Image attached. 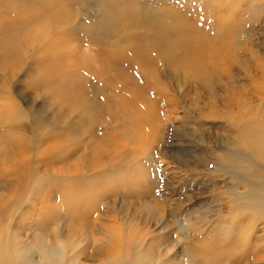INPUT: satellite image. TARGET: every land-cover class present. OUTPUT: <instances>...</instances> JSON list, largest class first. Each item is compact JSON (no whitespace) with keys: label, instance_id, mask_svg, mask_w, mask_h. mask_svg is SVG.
Masks as SVG:
<instances>
[{"label":"rangeland","instance_id":"obj_1","mask_svg":"<svg viewBox=\"0 0 264 264\" xmlns=\"http://www.w3.org/2000/svg\"><path fill=\"white\" fill-rule=\"evenodd\" d=\"M65 1L53 19H36L40 7L28 0H0V243L24 248L17 264L45 263L51 251L52 262L71 264L110 254L143 264H264L263 218L252 205L263 202L264 163L233 120L253 109L264 116V12L252 27L242 21L239 60L209 68L207 79H187L165 60L154 74L135 61L118 77L119 41L142 38L152 49L157 7L199 0H135L139 12L120 8L123 0ZM124 16L142 30L125 27ZM135 84L155 106L148 130L121 105ZM240 206L246 223L229 235ZM127 236L133 241L120 245Z\"/></svg>","mask_w":264,"mask_h":264},{"label":"bare ground","instance_id":"obj_2","mask_svg":"<svg viewBox=\"0 0 264 264\" xmlns=\"http://www.w3.org/2000/svg\"><path fill=\"white\" fill-rule=\"evenodd\" d=\"M56 1L57 0H28V2H30V4H31L30 7H32V8L36 7V6L40 7L38 10L36 9V13H35L36 19H37V17L39 19H42V18L43 19L44 18H52L53 19V16L51 14L52 9H54V8L56 9V8L60 7V10H56V11H59L57 14V15H59L62 11L65 10V8L63 9V7H67V4H69L65 0H63L65 3L62 2V4L60 2H56ZM63 3H64V5H63ZM60 4H61V6H60ZM115 5H117V7L119 5H121L120 8L124 7L126 9L133 6V7H135V10H137V12H139V7H138V4L135 0L130 1L129 3L127 0H123L122 2H120L119 5L118 4H115ZM243 5L244 6L246 5V7L242 8V10H241V7ZM194 6L196 7L195 10H193ZM157 8L158 9L156 11H159V12H157L158 14L153 15L151 17L152 18L151 20L154 23L152 28L155 30L154 40H153V43L151 46L152 49L149 48L146 41L142 38L139 39L138 44H136L135 39H132V41H131L132 43L128 47L121 43V42L124 43V41L121 40L118 42V45H120L124 49L123 50L117 49L111 57V64H113L112 67H115L116 74L118 75V77L123 75L124 71H128L130 66L135 61L141 62L143 65L152 68L153 70L151 72L153 74L155 73V68H156V66H158V64H159L158 62L160 60L172 62V63H174V66L176 69H178V70L181 69L185 72L187 79H191V78L195 79L194 77H197L198 80L202 79V78L207 79L209 77V74H208L209 68L215 69V68L221 67V69L227 70L229 68V66H232L234 61L239 60L238 56H240L242 51L245 50L244 44H242L243 40H241L242 38H240V35H241L240 32H241L242 25H243L242 21H245L246 23H248L249 27H252V25H254L253 23H255V22L258 23V21H260V18L262 17V13L264 12V0H199L198 3H193L192 8L190 7V5L178 7L174 4H172V5L166 4L165 6H162V7L160 6ZM114 10H116V9L114 8ZM116 11H118V10H116ZM54 12H55V10H54ZM112 12L113 11H111V13ZM126 13H129V12H126ZM114 14L117 16V13H114ZM109 15H111V14H109ZM126 15L128 16V14H126ZM62 17H63V15H62ZM136 17L138 18V16H136ZM161 17H162V19H161ZM124 18L127 19V17H125V16H124ZM130 18H129V20L128 19L126 20L127 23H125L126 24L125 27H127V25H129V26L132 25ZM122 19H123V17H122ZM128 21L131 24H128ZM55 22L56 21L51 20V23L47 24V26L50 27ZM136 23H138V22H136ZM136 23L134 22L135 25H136ZM114 24H115V22H114ZM134 24L132 25V27H134ZM139 25L141 26L142 24H139ZM119 26L120 25H117V23H116L115 27L117 28V30H119V28H118ZM136 26L139 27V28H136L138 30H140V28L143 27V26H141V27L138 26V24ZM115 27L112 28V30H114L113 32L116 33L117 35L121 34L119 32L117 33V30ZM122 27H124V26H122ZM125 29H124V31H125ZM246 29H247V27H246ZM131 30H132V28H131ZM124 31H120V32H124ZM127 49H129V52H132V53L128 54ZM123 53L125 54L124 60L116 59L115 56H117V58H118V56L122 55ZM102 68H104V67H102ZM109 68H111V67H109ZM109 71H111V70H109ZM125 79H126L125 77L120 78V80L123 83L125 82ZM197 79H195V80H197ZM157 83H158V81H157ZM138 85L139 84H137V85L135 84L132 87H130V89L124 91V94L121 95L122 102H123V103H121V105H123L127 109L129 108L131 110V112L133 113V115H135V119H134V121H132V122H134V125H137V127L139 126L142 128L143 127L147 128V126L149 127L151 124H154L153 122H154V116H155V112H154L155 106L153 104H150L149 102H147L148 99H147L146 93L143 94L142 90L139 87H136ZM161 87H163V85ZM73 88L74 87L71 86V89H73ZM165 88H163V89H165ZM161 89L162 88H160V90ZM241 104H245L247 107V104L245 101L242 102ZM230 110H228V111H230ZM245 110H247V109H245ZM253 110H254L253 115L246 114V113L240 114V115L235 116L233 120H234L235 124L240 128V137H241V141L244 143V147L248 150L250 148L251 151H253L254 153H257V155L256 154L255 155L258 156L259 160L261 159V162L263 160V163H264V116L259 115V111H258L259 109H253ZM131 116H132V114H131ZM138 130H139V128H138ZM147 130H148V128H147ZM137 134L138 133L135 132L134 137ZM256 134H259L260 138L251 139L252 136H255ZM229 156L230 155H226L225 158L229 159L230 158ZM247 156L250 157V155H247ZM258 164H260V163H258ZM261 188L263 189L264 187H261ZM252 205L255 206V208H256V213H255L256 217L257 218L258 217L263 218L262 222L264 223V195H263V202L253 203ZM247 206L248 205H246V207ZM243 207H244V205H243ZM243 207L240 206V209L237 210V211H240L239 215L237 217L241 221L238 222L237 229L236 228H235L236 230L233 229L234 232L233 231H232V233L227 232L229 235L232 234V235L236 236L238 233V230H239L238 228L243 227L245 225L247 219L244 218L246 216V214H244ZM158 210H161L160 207L158 208ZM241 210L243 211V214H241ZM249 210H251V209H249ZM249 210H248V212H250ZM237 211L235 213H237ZM251 212H253V211H251ZM233 215H234V213H233ZM232 218H235V216H232ZM253 219H256V218L253 216ZM226 222L227 221L224 220V223H226ZM249 224L251 225V223H249ZM252 224H253V222H252ZM230 225L232 226V228L236 227L235 224H233V221H232V223H230ZM236 225H237V223H236ZM246 225L248 226V223ZM228 227L230 228V226H228ZM228 227L224 226L223 230H227L226 228H228ZM245 228H246V226H245ZM129 229L130 228H128V229L126 228L125 233H127L129 231ZM243 231H244V229H243ZM115 235L116 234H114V236L111 239L107 238L108 240L107 239L106 240L111 244L112 243L111 240L117 239V236H115ZM256 237H259V235ZM227 238H228V235L225 236V240H227ZM130 239H132L130 236H127L125 239L123 237H121L120 238V245L122 244V241L127 243V244H128V240L130 242H132L133 240H130ZM223 239L221 240V242L223 241ZM238 239H237V241H238ZM260 239H262V238L260 237ZM258 242H260V241H258ZM225 243H226V241H225ZM263 245H264V243H263ZM108 246H109V247H107L108 251H109V249L111 251L110 246H112V245H108ZM20 247H24V245L23 246L20 245L19 248ZM7 248H8V246L6 244L3 245L0 243V264H17V262L19 261L18 254H21L20 251L23 252L24 248L19 250L16 247L15 249H12L9 252H8ZM134 251H136V250H134ZM201 251L202 252H204V251L210 252V251H206V250L196 249V252L199 254L201 253ZM97 252L103 253L104 248L102 246H100L98 248ZM139 252H140V249H139ZM104 253L107 254V252H104ZM146 253L148 254V251ZM13 254H14V257L12 259ZM108 254H110V253H108ZM147 254H145L144 256H146ZM248 254H249V252H248ZM135 256H137V255L135 254ZM259 256H262V254ZM124 257H125V255H124ZM59 258H61V257L59 256ZM138 258L139 257H137V259ZM261 258H263V257H261ZM134 259H136V258H134ZM137 259L131 263V261L127 262V259H125V261H123V259L120 258L118 255L110 254V255H107V257H105V259L98 264H143L145 262V259H144V262L141 259H138V260ZM64 262H65V260H63V258H61V260H59V261L55 260L52 262V251H51V252H48V256L45 257V263H42V264H66V263L71 264L68 262H66V263H64ZM246 263H249V262H246ZM208 264H209V262H208Z\"/></svg>","mask_w":264,"mask_h":264}]
</instances>
